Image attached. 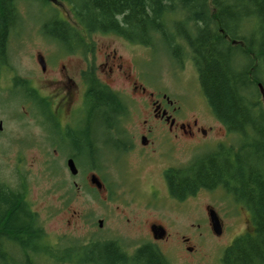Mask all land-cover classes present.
Listing matches in <instances>:
<instances>
[{"label":"rangeland","instance_id":"obj_1","mask_svg":"<svg viewBox=\"0 0 264 264\" xmlns=\"http://www.w3.org/2000/svg\"><path fill=\"white\" fill-rule=\"evenodd\" d=\"M53 10L75 24L70 10L64 5L53 3L45 7L38 2L20 1L21 18L9 34L8 57L11 68L6 70L7 66L0 64V89H6L10 77L14 75L29 76L35 86L40 88L41 74L33 61L37 51L45 54L51 52V57L56 55L53 62L58 65L65 64L72 77H81V74L79 70H71V60V63L80 64V68H85L86 65L88 68L94 67L99 79L106 81L100 66L105 62L104 52L100 53V49L108 45L109 49L105 52L112 55L116 51L118 57H123L125 66L126 62L133 66V75L141 84L146 85L148 91L166 93L176 106L183 107V120L198 118L199 123L207 130L206 137L184 142L183 152L174 155L180 165L188 164L194 157L213 153L218 142L232 146L249 144L238 153L242 159L258 154L255 143L259 139L256 137V131L245 141L239 140V136L230 134L216 120L202 91L195 65L189 56L177 59L172 44L161 43L146 47L133 44L115 34L96 33L87 36L81 32L86 40L85 44L94 50L90 53L93 56H69L65 49L54 45V41L43 33L42 25ZM76 28L79 29L77 26ZM78 51L83 49L75 52L79 53ZM92 58L94 66L91 65ZM259 70V79L264 87L263 63L259 65ZM49 77H56V74ZM111 86L115 91L122 90L114 83ZM2 90L0 182L9 190L19 192L32 208L45 233L46 243L43 238V244L48 252L56 254V247L61 250L73 248L67 253H60L64 258L69 257V263L53 258L48 260L46 256H41L38 264H88L83 262L85 257L82 252L76 254L75 248L90 244L93 245L89 254L93 252V256L99 255L102 260L97 242L104 241H115L128 254H133L137 247L153 241L148 235L150 219H156L166 229L167 238L153 241V245L170 264H222L224 250L232 244L235 237L249 228V223L245 220L248 217L246 211L239 209L240 206H236L230 196H225V192L218 189L200 193L196 198L174 207L168 204H163L157 209L147 206V196L140 190L132 189V186L143 191H149L152 184L161 188L159 173L164 159L159 157L158 163L142 162L135 153H130L123 159L112 150V141L107 142L110 135L106 136L103 132L102 138H98V144L92 147L98 157L88 164L89 158L84 155L77 163L78 174L72 176L65 158L71 149V142L68 138L65 140V131L59 127L52 107V97L40 108L27 103V99L19 90L13 93L11 91V94ZM44 93L51 95L50 90H44ZM119 95L129 109L123 122L139 124L146 117L142 100L133 102L127 90H122ZM260 101L264 111L262 95ZM47 116H50V121ZM59 120L69 119L67 116H59ZM92 128L97 132V126ZM55 133L60 137L59 141L64 142V146L50 139ZM63 138L64 140H61ZM256 160L257 158L253 159L254 168L258 165ZM92 173L101 181V189L90 183ZM136 179L139 183H136ZM207 203L215 207L224 218L219 236L214 234L211 225L204 220ZM101 220L103 225L99 227ZM182 236L188 237L189 241H182ZM185 246H193L194 252H188ZM13 256H16V259H8L5 262L0 259V264H20L21 253L14 251Z\"/></svg>","mask_w":264,"mask_h":264},{"label":"trees","instance_id":"obj_2","mask_svg":"<svg viewBox=\"0 0 264 264\" xmlns=\"http://www.w3.org/2000/svg\"><path fill=\"white\" fill-rule=\"evenodd\" d=\"M20 1L23 0H0L2 66L7 63L9 34L21 18ZM26 1L38 2L45 7L53 3L68 7L75 24L53 10L42 29L47 37L63 45H73V50L91 49L85 44L83 32L87 36L115 34L146 47L172 44L177 59L189 56L216 120L243 141L254 131L257 139L262 138V141L255 143L258 154L246 159L239 157L237 167H231L225 159L222 145L213 153L200 157L180 170L179 192L174 191L173 195L184 199L200 188L224 187L229 190L227 192L235 191L238 202L247 205L252 213V231L237 236L224 250L222 264H264V174L246 170V163L249 165L254 158L264 161V112L255 82L256 77H260L259 65L264 64V0ZM84 76L96 77V74L89 69ZM92 83L88 120L107 128L124 105L106 86ZM91 145L88 139V149ZM248 146L242 143L235 152ZM88 158L90 164L96 157L91 154ZM5 237L8 246L0 251L3 262L16 259L14 251L21 253L20 264H38L41 256L71 262L68 256L64 258L60 253L73 248L61 250L56 247V254L48 252L43 244L45 233L30 212L28 203L19 192L9 190L0 182V249ZM92 245L75 248L77 255L82 252L85 263L170 264L151 243L141 245L128 256L115 241L97 242L102 260L99 255L93 256V252L89 254Z\"/></svg>","mask_w":264,"mask_h":264},{"label":"flooded vegetation","instance_id":"obj_3","mask_svg":"<svg viewBox=\"0 0 264 264\" xmlns=\"http://www.w3.org/2000/svg\"><path fill=\"white\" fill-rule=\"evenodd\" d=\"M44 35L47 37L45 33ZM49 39L53 40L52 38ZM53 41L54 42L52 43H54V45L57 44L59 47H62V49H65L68 52L69 56L78 54H83L86 57L87 55L93 56V54H90L94 51L92 50V48L87 50L88 53L87 51H85V49H83V51H78L79 53H76L75 51L81 49L77 48L76 50H73L72 47L74 46H71L69 43L63 45L62 43H59L55 40ZM108 49V45H105L102 47V49H100V53L104 52L103 57L105 59V62L101 63L100 66L103 75L106 77V81L99 79L98 72L94 70V67L88 68V66L86 65L85 68H80V64L71 63L73 62L71 60V70H79L81 74V77H72V75L68 73L69 69H67V66L65 64L58 65V63H55V61L53 62V59L56 58V55L51 57V52L45 54L43 52L37 51L34 54L33 61L37 66L36 69L39 70L41 74V77H39L41 79V85L39 86L40 88L35 86V84L32 82V79L28 78L29 76L23 77L14 75L10 77L9 84L7 87H5L6 89L0 90H2V92L4 93L8 92L9 94H11V91L13 93L15 90H19V92L22 93L27 99V103L32 106H39L40 108H43L45 101L51 100L50 97H52V107L57 117L59 127L60 129H64L65 131V140L68 138L70 140L69 142H71V149L65 155L66 163L68 160H73L77 167V163L81 161V159H83L84 155L88 156L93 154V156L98 157L95 155L96 153H94L95 151L92 147H94L95 144H98V142L100 141L98 140V138L101 139L103 133H105L106 136L110 135L107 139V142L112 141V150L121 155L123 159L127 158V155H129L130 153L137 154V157L142 162L148 161L158 163L159 157L164 159L163 163H161L163 165L159 173L161 188H159V186L157 185L152 184L149 191H143V189L141 190L139 189V187H136L134 185L132 186V189L140 190L147 196V206L149 205L150 207L157 209L158 207L160 208L163 204H168L174 207L179 205L180 203H184L186 201H189L190 199L196 198L200 193H209L218 189L224 191L225 196H230V199L235 201L236 206H240L239 209L242 208L246 211L248 217H246L245 220L248 221L249 228L246 229L242 234L252 231V213L247 205L238 202L235 197V191L227 192L229 190L225 189L224 187H216L214 189L200 188L192 195L186 196L184 199H180L173 195L174 191L179 192L180 178L178 176L179 173L182 174L180 170L193 164L194 162L199 160L200 157L207 156L200 155L194 157L188 164L180 165V161L176 160L174 158V155L181 154L183 152L185 141H193L197 138L199 139L206 137L207 130L203 127V125L199 123L198 118L193 117L190 120H183L185 119L183 107L176 106L166 93L159 94L148 91L146 85L141 84L138 78L133 75V66L129 65L127 62L125 66L122 62L123 57H118L116 55V51H114L112 55H109V53L105 52V50ZM90 60L92 61L91 65L94 66L93 58ZM6 66V70H10L11 66L9 64V57H7ZM89 69L94 70L96 77L84 76ZM53 74H56V77H49ZM259 78L260 77H256L255 82L257 84L258 91L261 94L260 86H263V84L260 82L261 80L257 81ZM92 82H96L99 86H106L111 92L115 93L120 100L122 99V97L119 95V93L121 94L122 90H127L130 93L133 102L139 101L141 99L142 103L144 104L146 117L142 119L139 124L123 122L124 116L128 113L129 109L127 104L122 99L121 101L124 105V109L117 112V116L114 118V121L108 124L107 128L101 124H96L92 121H89L88 112L90 108L88 107V97L89 91L91 87H93ZM113 83L118 85L122 90L118 89V91H115L111 86V84ZM44 90H50L51 95L48 96V94L44 93ZM135 97H137L138 100ZM81 113L82 115L80 116ZM59 116H67L69 120L60 121ZM47 118L50 121V116H47ZM93 126H97V132L93 130ZM211 129L212 128H210V130ZM51 138L59 144L64 143L63 141H59L60 137H58L56 133L53 137L51 136L50 139ZM88 139L91 140L92 144L89 149L87 146ZM61 140H64V138ZM239 140H241V138ZM260 140L262 141V138H259V141ZM220 145L225 148L223 154L225 159H227V161L229 162L230 166L237 167L238 158L241 157V155L236 153L235 151H238L240 148H237V146L226 145L218 142L217 144H215L216 148L214 149L217 150ZM233 147H235V149H233ZM116 156L118 157L117 154ZM256 161L258 162L256 168H254L253 160H251L249 164L250 166L246 163L247 172L255 171L260 174H264V161H261L258 158ZM136 183H139L138 179H136ZM29 208L30 212L36 216L32 208L30 206ZM205 210L206 218L204 220L208 224H210L211 227V218L209 216L210 210H213L215 212L220 224L223 226L224 218L219 215V213L215 210V207H212L211 204L207 203L205 204ZM162 218L163 217L161 215L160 219ZM154 227H162L165 230V236L159 239L156 238L153 232ZM148 228V235L153 241H160L167 238L166 229L156 219H150V221H148ZM153 241L150 243L154 244ZM182 241L188 242L189 238L182 236ZM3 243L4 244H2L1 246L2 252L5 247L8 246L6 237L5 240H3ZM47 243L51 242L47 241ZM139 247H137L136 250ZM185 248L190 253L194 252L193 246H185ZM136 250L133 252V254L136 252ZM123 251L128 256L133 255L128 254L124 249Z\"/></svg>","mask_w":264,"mask_h":264},{"label":"water","instance_id":"obj_4","mask_svg":"<svg viewBox=\"0 0 264 264\" xmlns=\"http://www.w3.org/2000/svg\"><path fill=\"white\" fill-rule=\"evenodd\" d=\"M261 89V94H262V98H263V102H264V88L263 86H260ZM0 129H1V123H0ZM67 167L68 170L70 172V174L72 176H76L78 174V169L75 165V162L73 160H68L67 161ZM90 182L96 186L97 189H101L102 188V183L99 180V178L93 174L90 177ZM210 218H211V224H212V230L214 232L215 235L219 236L222 232V225L220 224L215 212L213 210H210V214H209ZM103 225V221H99V227H102ZM153 232L156 236V238H163L165 236V230L162 227H154L153 228Z\"/></svg>","mask_w":264,"mask_h":264}]
</instances>
